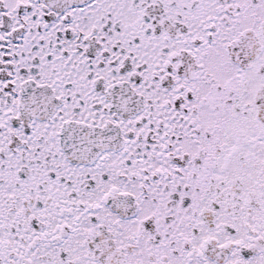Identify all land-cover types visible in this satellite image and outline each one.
Segmentation results:
<instances>
[{"label": "snow or ice", "instance_id": "obj_1", "mask_svg": "<svg viewBox=\"0 0 264 264\" xmlns=\"http://www.w3.org/2000/svg\"><path fill=\"white\" fill-rule=\"evenodd\" d=\"M0 264H264V0H0Z\"/></svg>", "mask_w": 264, "mask_h": 264}]
</instances>
